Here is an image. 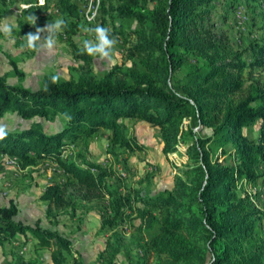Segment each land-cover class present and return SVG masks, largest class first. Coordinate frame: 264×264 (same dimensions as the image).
Listing matches in <instances>:
<instances>
[{
    "label": "trees",
    "instance_id": "obj_1",
    "mask_svg": "<svg viewBox=\"0 0 264 264\" xmlns=\"http://www.w3.org/2000/svg\"><path fill=\"white\" fill-rule=\"evenodd\" d=\"M101 1V21L123 38L129 65L116 64L100 77L55 76L56 82L48 74L36 89L0 77V120L10 112L26 121L0 140V163L3 154L22 167L57 162L68 179L47 185L40 199L47 209L106 199L112 216L101 226L117 224L134 203L133 240L145 259L133 264H149L153 257L155 264H264V208L256 202L264 182V26L243 46L220 27L243 0ZM58 7L68 44L86 61L70 34L71 26L85 20L77 0H58ZM37 27L30 25L27 33ZM187 61L192 69L174 83L173 72ZM57 116L60 125L46 131L43 121ZM127 119L156 127L165 155L186 145L189 160L171 189L116 191L108 183L114 169L84 157L77 163L66 153L104 130L110 154L142 150L127 133ZM195 127L210 132L201 136ZM17 214L13 202L0 206V244L21 234L50 247L53 264H66L72 242L39 220L24 223ZM107 251L103 264H117V251Z\"/></svg>",
    "mask_w": 264,
    "mask_h": 264
},
{
    "label": "rangeland",
    "instance_id": "obj_2",
    "mask_svg": "<svg viewBox=\"0 0 264 264\" xmlns=\"http://www.w3.org/2000/svg\"><path fill=\"white\" fill-rule=\"evenodd\" d=\"M86 1L85 20L81 18L75 26L70 27L72 40L81 54L82 41L93 38L91 33L84 31L85 28L96 25L109 28L111 35L118 40L111 59L98 60L87 54H82L87 58L86 61L77 59L68 44V32L65 28L56 36V44L52 48L29 50L22 47L25 43L24 35L29 31L35 17L39 27L62 17L58 0H44L43 5L40 0H0V27H12L11 35L0 32V77L10 84H22L36 89L43 76L48 74L64 79L83 75L100 77L116 64L129 65L123 38L113 32L114 29L108 21H101L99 12L102 1ZM77 3L82 13L81 0H77ZM263 26L264 0H243L229 12L225 21L220 20V27L230 35L232 42L243 46L249 40L257 38L262 33ZM192 66L193 62L187 61L174 71V83L175 79L182 80ZM61 122V117L57 116L52 121L44 120L43 125L49 132L56 129ZM125 122L127 133L134 135L144 145L142 150L131 154L118 151L117 156L110 154L107 151L108 131L104 130L84 137L66 153H70L77 163H81L84 157L114 169L115 175L108 178V183L116 191L125 193L129 186L152 193L171 189L174 177L189 160L190 153H187L186 145L180 144L177 151L165 155L156 136V127L138 119H127ZM17 123L24 125L26 121H21L20 117L10 112L0 120V125L7 129H14ZM184 124H188L187 120ZM194 129L201 136L210 132L208 128L201 131L197 127ZM67 179V173L55 161L37 160L22 167L17 158L3 154L0 163V206L13 202L18 210V219L24 223L33 224L39 220L42 226L67 237L72 242V251L66 255V264H103V258L108 256L107 247L117 251V264L142 262L141 247L133 240V226L138 224L134 203L133 207L125 209V218H117L114 226H101L103 218L112 216L106 209V199L90 202L76 200L72 208L47 209L46 202L40 199L44 188L54 183L63 184ZM259 185L262 187V194L256 202L264 208V182ZM245 186L249 190L253 188L252 185ZM255 186L258 187L257 184ZM257 187L256 190H259ZM50 255V247H41L21 234L14 240L0 244V264H18V261L23 264H53ZM155 261L153 257L149 264H155Z\"/></svg>",
    "mask_w": 264,
    "mask_h": 264
},
{
    "label": "clouds",
    "instance_id": "obj_3",
    "mask_svg": "<svg viewBox=\"0 0 264 264\" xmlns=\"http://www.w3.org/2000/svg\"><path fill=\"white\" fill-rule=\"evenodd\" d=\"M44 0H40L43 5ZM36 17L32 20V24L36 23ZM66 27V21L62 18H57L52 22L47 23L43 27H37L35 32H29L25 36V43L22 47L29 50H37L39 47L52 48L56 44V36ZM85 32L92 34V39H85L82 41L80 48L81 54L95 57L98 60L111 59L113 50L118 43V40L111 35V30L102 25L85 28ZM0 32L5 35H11L12 27L4 25L0 27ZM43 34V35H42ZM57 77L53 76V82L57 81ZM70 119V117H69ZM8 130L6 126L0 125V140L7 137Z\"/></svg>",
    "mask_w": 264,
    "mask_h": 264
},
{
    "label": "built area",
    "instance_id": "obj_4",
    "mask_svg": "<svg viewBox=\"0 0 264 264\" xmlns=\"http://www.w3.org/2000/svg\"><path fill=\"white\" fill-rule=\"evenodd\" d=\"M82 4V15L84 16L86 10H87V1L86 0H81Z\"/></svg>",
    "mask_w": 264,
    "mask_h": 264
}]
</instances>
